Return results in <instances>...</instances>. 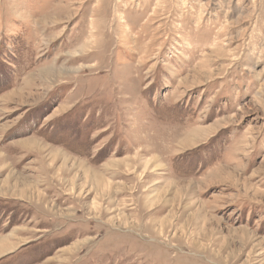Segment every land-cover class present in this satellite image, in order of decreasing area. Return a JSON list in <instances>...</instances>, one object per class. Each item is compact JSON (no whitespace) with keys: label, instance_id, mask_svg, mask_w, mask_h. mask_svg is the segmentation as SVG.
Instances as JSON below:
<instances>
[{"label":"rangeland","instance_id":"1","mask_svg":"<svg viewBox=\"0 0 264 264\" xmlns=\"http://www.w3.org/2000/svg\"><path fill=\"white\" fill-rule=\"evenodd\" d=\"M0 264H264V0H0Z\"/></svg>","mask_w":264,"mask_h":264},{"label":"bare ground","instance_id":"2","mask_svg":"<svg viewBox=\"0 0 264 264\" xmlns=\"http://www.w3.org/2000/svg\"><path fill=\"white\" fill-rule=\"evenodd\" d=\"M194 216V215H193ZM193 218V217H192ZM16 247V246H15ZM8 249V248H7ZM3 252V251H2Z\"/></svg>","mask_w":264,"mask_h":264}]
</instances>
